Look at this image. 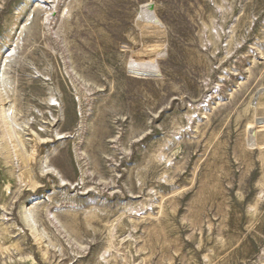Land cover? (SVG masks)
Segmentation results:
<instances>
[{
  "label": "rangeland",
  "instance_id": "1",
  "mask_svg": "<svg viewBox=\"0 0 264 264\" xmlns=\"http://www.w3.org/2000/svg\"><path fill=\"white\" fill-rule=\"evenodd\" d=\"M0 264H264V0H0Z\"/></svg>",
  "mask_w": 264,
  "mask_h": 264
},
{
  "label": "bare ground",
  "instance_id": "2",
  "mask_svg": "<svg viewBox=\"0 0 264 264\" xmlns=\"http://www.w3.org/2000/svg\"><path fill=\"white\" fill-rule=\"evenodd\" d=\"M148 20V19H147ZM3 82V81H2ZM263 92V91H262ZM260 94V93H259ZM62 183H64V181H61ZM22 219L24 220V222L26 223V226H28L29 228L34 229L35 228V224H34V220H33V216L31 214L30 211H24L23 212V216Z\"/></svg>",
  "mask_w": 264,
  "mask_h": 264
}]
</instances>
